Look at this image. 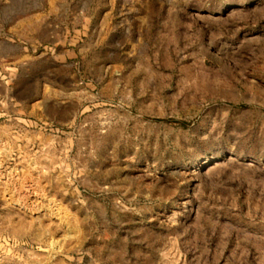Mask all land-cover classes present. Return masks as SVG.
<instances>
[{
  "label": "rangeland",
  "instance_id": "1",
  "mask_svg": "<svg viewBox=\"0 0 264 264\" xmlns=\"http://www.w3.org/2000/svg\"><path fill=\"white\" fill-rule=\"evenodd\" d=\"M0 264H264V0H0Z\"/></svg>",
  "mask_w": 264,
  "mask_h": 264
},
{
  "label": "bare ground",
  "instance_id": "2",
  "mask_svg": "<svg viewBox=\"0 0 264 264\" xmlns=\"http://www.w3.org/2000/svg\"><path fill=\"white\" fill-rule=\"evenodd\" d=\"M32 214H33V213H32ZM32 214H31V215H32ZM41 215H42V214H41ZM41 215H40V216H41ZM29 216H30V215H29ZM34 216H35V215H34ZM36 216H37V215H36ZM30 217L32 218V216H30ZM43 217H44V216H43ZM43 217L41 216V218H43ZM33 219H34V218H33ZM37 219H38V218H37ZM35 220H36V219H35ZM38 220H39V219H38ZM40 220H41V219H40ZM42 221H43V220H42ZM52 223H53V222H52ZM56 223H57V222H56ZM56 223H55V224H56ZM56 225H57V224H56ZM56 227H57V226H56Z\"/></svg>",
  "mask_w": 264,
  "mask_h": 264
}]
</instances>
